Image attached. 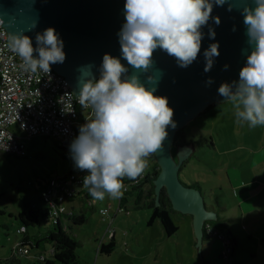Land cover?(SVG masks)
<instances>
[{
    "label": "clouds",
    "instance_id": "9594fccd",
    "mask_svg": "<svg viewBox=\"0 0 264 264\" xmlns=\"http://www.w3.org/2000/svg\"><path fill=\"white\" fill-rule=\"evenodd\" d=\"M228 0H126L125 23L119 32L120 57L105 53L97 79L92 66L80 69L78 103L91 108L93 118L79 127L70 152L75 167L86 171L83 187L96 201L106 195L112 199L123 196V178L135 180L148 167L145 159L163 148L168 127L175 128L174 109L166 96L156 95L148 84L157 80L155 74L140 79L153 66L154 51L159 48L176 58L181 67L196 59L205 26L214 4L223 6ZM255 7L244 0L242 15L249 44L253 45L239 80L223 83L219 95L235 102L237 122L251 127L264 126V0H253ZM233 7L229 3V10ZM220 23V17H215ZM5 20L0 17V25ZM215 36V31H210ZM37 46L23 31L13 32L9 49L21 60L26 72H51V66L63 63L64 43L54 27L36 35ZM38 53V55H34ZM205 72L211 70L214 57L219 56L218 43L204 52ZM135 69L129 73V67ZM212 81L209 80V83ZM102 214H105L103 210Z\"/></svg>",
    "mask_w": 264,
    "mask_h": 264
},
{
    "label": "rangeland",
    "instance_id": "374dc122",
    "mask_svg": "<svg viewBox=\"0 0 264 264\" xmlns=\"http://www.w3.org/2000/svg\"><path fill=\"white\" fill-rule=\"evenodd\" d=\"M235 112V102L226 100L209 106L187 123L185 128L189 139L200 142L201 146H197L195 154L180 170L183 183L190 185L194 178L211 189L214 183L210 168H226L227 162L222 165L219 162L228 160L239 170L253 165L252 170L257 169L254 174L259 172L262 167L259 153L246 163L236 162V159L243 153L252 155V150L260 149L261 143H264V126L253 128L248 122L238 123ZM78 135L79 126L76 137ZM175 151L172 154L177 158ZM71 171H79L74 160L67 158L60 142L49 136L40 135L28 140L26 156L0 153V264H11L6 260L13 255V246L23 235L17 232L22 223L11 215L29 208L43 210L45 204L40 196L44 186L50 178L67 175ZM122 197L126 200L123 210H119L120 198L112 199L106 195L103 201H96L98 209L95 215L82 225H73L70 234L79 242L77 254L80 261L84 264H194L202 260L194 246V229L180 212H171L179 230L173 235H164L160 220H155L153 225L148 224L152 210L137 208L135 194L123 192ZM81 202L78 198L68 200L64 205L69 210L78 207ZM107 207L110 212L103 215L99 208ZM44 225L49 226L50 223L46 220ZM29 231L35 232V227L29 228ZM115 232V251L111 255L100 252L102 241L108 243ZM213 240V264H225L221 258L222 241L218 237H213ZM29 248L30 256L16 255L21 264L36 260L33 258L36 253L48 255L36 247ZM238 250L244 258L249 257L245 252L248 247L243 243L238 245Z\"/></svg>",
    "mask_w": 264,
    "mask_h": 264
},
{
    "label": "water",
    "instance_id": "95a60500",
    "mask_svg": "<svg viewBox=\"0 0 264 264\" xmlns=\"http://www.w3.org/2000/svg\"><path fill=\"white\" fill-rule=\"evenodd\" d=\"M254 8L253 0H245ZM126 0H0V17L9 36L23 31L37 46L36 35L54 27L64 43L66 58L63 63L51 66L72 87L76 98L79 94L80 69L91 65L98 79L105 53L123 59L119 32L125 23ZM229 3L233 4L229 10ZM244 0H228L223 6L214 4L211 18L202 27L203 39L197 59L188 67H181L175 57L157 48L153 54V66L148 73L141 72L140 79L148 83L147 77L155 74L157 80L148 84L155 87L156 95L166 96L174 109L175 128L169 126L163 148L154 153L160 173L154 180L156 205L163 188L167 190L174 210L194 217L196 249L201 255L204 224L216 220V212L208 210L201 190L185 185L180 179L182 161L193 153V145L178 148V160L172 154L176 132L196 118L209 106L227 99L218 93L223 83L239 80V73L247 62L253 45L249 44L247 27L244 24L242 7ZM220 23H215V17ZM215 36H210V31ZM212 43H218L219 56L214 57L210 71L205 72L204 52ZM38 55V53H34ZM129 67V73L136 71ZM209 80L212 82L209 83Z\"/></svg>",
    "mask_w": 264,
    "mask_h": 264
},
{
    "label": "built area",
    "instance_id": "2783aa9c",
    "mask_svg": "<svg viewBox=\"0 0 264 264\" xmlns=\"http://www.w3.org/2000/svg\"><path fill=\"white\" fill-rule=\"evenodd\" d=\"M9 37L6 28L0 25V153L26 156L27 141L41 135L58 140L65 156L71 159L70 145L76 137L77 127L93 118L92 109L80 106L65 77L53 68L50 73L26 72L19 57L8 47ZM152 156L145 159L151 162ZM85 175L86 171H71L50 178L44 186L40 198L53 221L71 213L64 204L84 192ZM145 175L146 170L135 180L124 177L122 191H131ZM89 203L95 204L96 200L92 198ZM101 210L105 214L110 211L109 208ZM205 229L209 236L222 241L221 258L225 264H234L232 241L226 233L209 223ZM25 230L26 227L21 226L17 232L22 234ZM12 252L15 256L31 255L29 246L20 240L14 244ZM39 258L44 259V254Z\"/></svg>",
    "mask_w": 264,
    "mask_h": 264
},
{
    "label": "crops",
    "instance_id": "0c3cea01",
    "mask_svg": "<svg viewBox=\"0 0 264 264\" xmlns=\"http://www.w3.org/2000/svg\"><path fill=\"white\" fill-rule=\"evenodd\" d=\"M82 124L84 123H81L78 126L80 127ZM191 144L193 145V153L187 159L182 161V165L184 167L186 166L187 161H189V159L195 154L196 148L201 146L200 142L197 143L193 141V143ZM191 144L188 145L190 146ZM212 144L213 146H215L214 143ZM175 152L177 157L176 160H178V149H176ZM251 153L252 155L243 153L240 158L236 159V162L239 161L241 163H246L251 158L254 159L255 155L259 153L261 156L260 162L262 167L260 166L261 168L256 174H254V172L257 169L252 170V167H254L253 165L244 170H239L236 167H233L230 164V160H228L219 162L220 165L224 164L225 162L228 163V167H223L224 169L217 168L216 166H212L210 168L213 174V178L211 181L212 183H214L211 189L207 186L205 188L203 182H198L194 178L191 181V184H199V189L201 190L204 196L207 209L216 212L217 219L220 218V220L227 225L226 228L229 231L230 237L232 238V240H235L237 242V246L233 255L234 261L237 264H264V143H261L260 149L252 150ZM145 170L147 172L148 167ZM224 184H226L227 186L225 187ZM146 186L150 187L149 184L144 185L145 190L148 189L146 188ZM84 195L78 197L82 201L80 205L78 207L70 208L69 211L79 212L82 211L85 207H89V209L93 210L90 216L91 218L93 215H95V211H97L98 207H96V203L90 204L89 200L92 198H89L88 200L84 197ZM109 206H112V204L109 203ZM120 206L121 205H119V208ZM123 208L125 207L123 206ZM99 210L101 211V208H99ZM174 211L179 212L176 210ZM181 214L184 216L185 219L188 220V222L190 223L189 225L194 229L195 232L193 215L184 213ZM155 223L156 221H154L152 225ZM113 234L116 242V232ZM163 234H167L165 229ZM195 240L196 241L194 246L196 247L197 236ZM213 241L214 240L212 236H209L206 239H204L203 236V245L201 247L202 260H198V262L194 264H208V262L210 264L214 263V256L211 252L214 246ZM102 242L105 243V241ZM95 243L97 244V242ZM240 243H243L244 245H246V247H248V251H245L247 252V255H249L247 259L244 258V254L240 253L238 250V245ZM115 248L109 255H111L115 251ZM193 257H195V255ZM80 264L84 263L80 261Z\"/></svg>",
    "mask_w": 264,
    "mask_h": 264
},
{
    "label": "trees",
    "instance_id": "16d2710c",
    "mask_svg": "<svg viewBox=\"0 0 264 264\" xmlns=\"http://www.w3.org/2000/svg\"><path fill=\"white\" fill-rule=\"evenodd\" d=\"M191 143H193V140L189 139L188 132L185 130V128H181L175 134L172 144V152L179 147ZM160 170V166L153 154L152 161H148V171L146 172L145 177L136 186H134L132 190L129 191V193L135 194L138 203L137 208H148L152 210V215L148 221L149 225L158 219L162 223L166 233L168 235H173L179 230V227L175 224L171 217V212L174 211V209L165 188L162 189L160 194V205H156L154 180L157 178ZM125 179H123V181ZM146 184L150 185L147 190L144 189V185ZM184 184L187 185L186 183ZM187 186L200 188L198 183H193ZM82 195H84V197L88 200L89 198H92L88 192V189L86 188L79 196ZM124 200V197L120 198V207L122 208ZM92 212V209L85 207L82 211L64 214L56 222L50 217L46 208L43 210L29 208L14 213L11 216H14L17 220H19L22 223L21 226L26 227L25 232L22 233L23 235L20 237V241L26 246H33L42 252L48 253V255H44V259L39 258V255L43 253H36V255L33 256V258H36V260L30 262V264H80L79 256L77 254L79 242L70 234V230L72 229L73 225H82L86 223L89 220ZM46 220L50 223L49 226L44 225ZM208 223L226 233V235L232 241L234 255L237 242L232 240L230 237L229 231L226 228L227 225L221 221L220 218L217 220L207 221L205 223V227ZM31 227H35V232L30 233L29 228ZM204 232V239H206L209 237V235L205 228ZM115 244L116 242L113 234L111 240L108 243L102 242L100 244L99 250L102 253L110 254L114 250ZM6 261L11 264H21L20 259H18L15 255H12ZM234 264L237 263L234 261Z\"/></svg>",
    "mask_w": 264,
    "mask_h": 264
}]
</instances>
